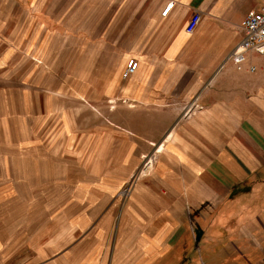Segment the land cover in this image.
I'll use <instances>...</instances> for the list:
<instances>
[{
  "label": "rangeland",
  "instance_id": "rangeland-1",
  "mask_svg": "<svg viewBox=\"0 0 264 264\" xmlns=\"http://www.w3.org/2000/svg\"><path fill=\"white\" fill-rule=\"evenodd\" d=\"M20 1L0 0V264H45L41 258L61 253L80 261L85 257L79 264H86L90 253L103 260V249H96L102 209H145L143 203L152 209H175L156 196L134 198L138 190L146 189L145 181L160 157L158 150L168 137L154 146L148 139L166 119L148 117L150 112L144 110H138L136 117L123 113L98 117L97 98H91L98 87L82 85L83 77L96 78L98 72L81 62L82 30L97 36L98 25L81 21L85 0H33L29 6ZM97 1L90 0L94 13ZM134 1L110 0L111 11L106 13L112 14L114 5L125 12ZM255 1L254 9L264 4ZM28 12L46 15L45 20L27 23L23 16ZM55 12L62 18L49 21ZM70 15L76 20H67ZM25 24L36 26L31 37L24 36ZM55 35L57 61L49 47ZM28 40L34 47L29 48ZM105 106L114 108L115 102ZM117 123L134 128L130 136L143 152L138 165L126 160L132 152L127 143L114 142ZM92 134L96 139L89 141ZM89 159L130 164L104 166ZM107 169L109 179H102ZM115 169L121 173H112ZM258 180L218 183L217 197L199 199L197 209L185 214L192 250L186 260L167 264H264V182ZM244 246L253 255L243 253Z\"/></svg>",
  "mask_w": 264,
  "mask_h": 264
},
{
  "label": "crops",
  "instance_id": "crops-1",
  "mask_svg": "<svg viewBox=\"0 0 264 264\" xmlns=\"http://www.w3.org/2000/svg\"><path fill=\"white\" fill-rule=\"evenodd\" d=\"M32 1L19 4L29 6ZM107 1H97V13L90 9V0L83 3L81 21H97L98 25L97 36L82 30L81 62L86 69L97 68L98 72L96 78L83 77L82 85H97V93L91 98H97L99 118H113L118 113L136 117L138 110H144L150 112L148 117L166 119L148 139L154 146L168 137L153 174L145 181L146 189L138 190L134 198L156 196L175 209H152L145 203V209H102L96 249H103L105 257L98 260L90 253L86 264L179 262L193 244L185 231V214L197 209L195 203L199 199L217 197L218 183L226 186L225 183L234 185L259 178L264 182V53H248L242 70L230 58L243 39L242 24L248 13L256 10V1L135 0L125 12L114 5L112 14L106 13L111 11L110 0ZM170 3L174 7L162 16ZM36 5L40 6L35 2ZM198 13L200 23L189 34L188 23ZM45 16L28 12L23 21L37 23ZM70 16L65 18L76 20ZM59 18L62 17L58 13H51L49 21L58 22ZM107 22L113 24L105 26L103 23ZM35 28V24H25L24 36L31 37ZM56 38L57 35L51 37L49 47L51 57L55 54L57 61ZM27 43L29 48L34 47L33 40ZM132 59L139 63L138 70L124 79L123 73ZM252 67L254 72H250ZM107 70L115 72L107 74ZM107 101H114V108H107ZM192 104L195 117L181 120L185 107ZM120 123L112 136L114 142L127 143L132 152L126 160L138 165L143 152H138V144L130 136L134 128ZM95 139L92 134L88 140ZM88 162L99 163L90 159ZM119 164L110 159L99 163ZM107 173L109 169L101 178L109 179ZM84 219L90 221V217ZM250 251L243 247L247 256L253 255ZM84 259L81 257L82 262ZM81 261L66 253L40 260L45 264Z\"/></svg>",
  "mask_w": 264,
  "mask_h": 264
},
{
  "label": "built area",
  "instance_id": "built-area-1",
  "mask_svg": "<svg viewBox=\"0 0 264 264\" xmlns=\"http://www.w3.org/2000/svg\"><path fill=\"white\" fill-rule=\"evenodd\" d=\"M174 7L173 3H170L162 16H167L171 9ZM201 20V14L193 16L187 26V33L193 34L197 29ZM241 31L243 33V39L237 48L231 53L230 58L234 61L238 70L243 69V64L246 61V55L252 51L263 54L264 53V4L258 9L250 11L242 24ZM139 63L134 59L130 60L123 73V78L127 79L138 70ZM255 67L250 69V72H254ZM193 104L184 113L183 118H189L194 114ZM196 108V107H195ZM150 161V160H149ZM152 167V162H147L146 166ZM150 167V168H151Z\"/></svg>",
  "mask_w": 264,
  "mask_h": 264
},
{
  "label": "bare ground",
  "instance_id": "bare-ground-1",
  "mask_svg": "<svg viewBox=\"0 0 264 264\" xmlns=\"http://www.w3.org/2000/svg\"><path fill=\"white\" fill-rule=\"evenodd\" d=\"M160 147H161V145H160ZM159 146H158V149L160 148ZM161 152V148L158 150V153H160ZM150 162V161H149ZM151 166H150V164L147 166V168L149 169Z\"/></svg>",
  "mask_w": 264,
  "mask_h": 264
},
{
  "label": "trees",
  "instance_id": "trees-1",
  "mask_svg": "<svg viewBox=\"0 0 264 264\" xmlns=\"http://www.w3.org/2000/svg\"><path fill=\"white\" fill-rule=\"evenodd\" d=\"M185 251H186L185 253H186V254H187V256H188V254H189L188 250H185ZM186 254H185V255H186ZM185 255L183 256V259H185V258H186V257H185ZM185 260H186V259H185Z\"/></svg>",
  "mask_w": 264,
  "mask_h": 264
}]
</instances>
